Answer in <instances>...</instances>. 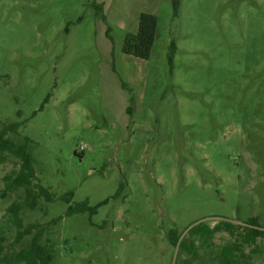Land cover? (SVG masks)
<instances>
[{
    "label": "rangeland",
    "instance_id": "374dc122",
    "mask_svg": "<svg viewBox=\"0 0 264 264\" xmlns=\"http://www.w3.org/2000/svg\"><path fill=\"white\" fill-rule=\"evenodd\" d=\"M142 14L158 20L149 60L123 53ZM0 121L20 123L8 137L31 140L36 184L57 198L22 213L53 264H179L174 230L264 229V0H180L177 15L173 0H0ZM17 162L0 166V220L24 196L3 195ZM70 192L109 202L66 216ZM6 236L12 252L34 235ZM245 252L264 264V239ZM193 264L217 263L203 250Z\"/></svg>",
    "mask_w": 264,
    "mask_h": 264
},
{
    "label": "trees",
    "instance_id": "16d2710c",
    "mask_svg": "<svg viewBox=\"0 0 264 264\" xmlns=\"http://www.w3.org/2000/svg\"><path fill=\"white\" fill-rule=\"evenodd\" d=\"M175 15L178 14L180 0H173ZM100 9V8H99ZM158 29L157 17L150 14H142L139 19L138 31L129 33L125 37L123 53L141 60H149L156 41ZM169 57L170 64L174 62L176 51L175 44L171 45ZM21 113L19 112V115ZM20 123L4 124L0 121V166L7 163L11 157L18 160L16 168L4 180V196L6 193L23 191L24 196L13 202L6 210L3 219L0 220V264H53L54 255L49 252L47 246L42 244L45 229H41L39 224L25 225L22 213L25 209L35 211L40 207V201L45 198L47 203L57 200L50 189L36 184L37 172L34 166V158L30 154L29 146L31 140L26 137L24 141L17 142L8 136L10 134L19 135ZM121 190L114 198L120 196ZM74 193L65 194L61 199L69 204L66 216L81 213H89L91 216L98 213L100 206L109 202L106 200L102 204L91 207L89 201H84L76 205H71ZM15 227L17 236L15 242L23 244L27 237L33 236L32 241L21 247L18 251H7V231ZM240 239L232 244H226L214 250V239L217 234L225 232L236 237L238 232ZM264 239V229L257 218H251L245 224H233L226 221H219L211 226L207 223H199L188 231V236L182 238L178 231L170 233V243L178 249V257L182 254L189 256L190 260H185L179 264H193L201 257V251L209 250L217 264H253V257L245 252V246L255 245L258 239Z\"/></svg>",
    "mask_w": 264,
    "mask_h": 264
}]
</instances>
